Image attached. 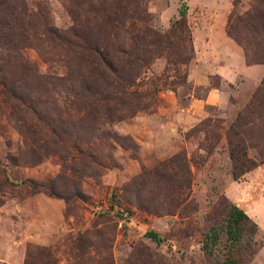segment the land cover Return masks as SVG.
<instances>
[{
	"label": "rangeland",
	"instance_id": "obj_1",
	"mask_svg": "<svg viewBox=\"0 0 264 264\" xmlns=\"http://www.w3.org/2000/svg\"><path fill=\"white\" fill-rule=\"evenodd\" d=\"M21 1L69 33L74 15L88 28L95 9L140 12L168 42L121 71L129 112L115 83L86 95L55 84L66 56L40 26L27 44L0 38V264L29 251L43 264L44 248L52 264H264V62L226 31L255 1ZM19 58L30 71L6 62ZM230 127L256 163L236 179ZM230 205L248 217L233 246Z\"/></svg>",
	"mask_w": 264,
	"mask_h": 264
},
{
	"label": "trees",
	"instance_id": "obj_2",
	"mask_svg": "<svg viewBox=\"0 0 264 264\" xmlns=\"http://www.w3.org/2000/svg\"><path fill=\"white\" fill-rule=\"evenodd\" d=\"M254 1V5L241 17L236 16L237 22L230 19L226 31L238 44H241L246 59L249 56L247 49L253 43L254 54L257 55L255 60L264 62V0ZM94 12L96 14L93 16L92 27L88 26L87 28V25L74 15L72 16L74 22L72 31L70 33L67 31L59 32L38 18V14L27 11L21 0H0V38L6 40L10 46H14L26 42L29 32L33 31L36 26H40L42 33L51 41H55L54 48L59 51L62 50L66 56V71L54 77L55 84L71 90H73L72 86L76 85L78 88L75 87V93L82 91L81 95H86L93 93L95 91L93 88L96 86L107 91L115 86V83L119 88L117 90L119 93L115 96L118 98L117 102L121 106H126L130 112L132 111L129 102L130 96H128L130 93L127 89H122V86L124 87L129 82L128 78L125 77L126 74L133 68V64H131L133 61L130 57L135 59L137 58L136 53L140 52V56L144 60L153 52L156 53V48L162 46V41L164 43L168 41L162 37V34L143 26L144 16L140 12H135L136 16L127 13L117 15L114 11L107 10L106 7L102 8V12L98 9H95ZM183 12L184 10H179L180 18L176 23L182 19ZM126 24L129 26L127 32L133 31L134 29L131 28L134 26L139 32L129 35L128 39L124 35L119 36L118 30H121ZM243 27L248 33H251V37L242 35L240 30ZM258 34L260 37L257 36ZM258 37L259 39H257ZM138 59H140L139 56ZM6 62L13 69H20L22 72L30 71V65L22 58L16 62L7 59ZM125 64H129L127 68ZM121 71H125V76L121 75ZM113 75L118 76L119 81H116ZM263 86L264 78L257 91H261ZM134 108H138V104ZM226 136L227 151L231 160V174L236 179L255 166L256 163L246 156L241 138L233 128H228ZM247 218L241 209L235 205H230L226 213L225 224L226 232L229 233L231 239V246L236 244L239 239V226ZM146 234L152 239L156 238L154 232H147ZM212 238L216 239L215 233ZM41 256L46 259L43 264H52L48 249L44 248ZM33 257L32 251L27 252L23 264H31ZM236 263L235 259L229 258L224 264Z\"/></svg>",
	"mask_w": 264,
	"mask_h": 264
}]
</instances>
